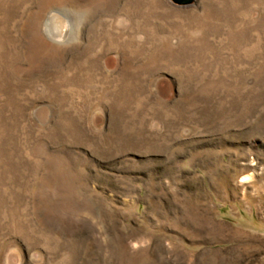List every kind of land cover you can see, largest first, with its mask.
I'll list each match as a JSON object with an SVG mask.
<instances>
[{"label":"rangeland","instance_id":"rangeland-1","mask_svg":"<svg viewBox=\"0 0 264 264\" xmlns=\"http://www.w3.org/2000/svg\"><path fill=\"white\" fill-rule=\"evenodd\" d=\"M150 1L0 0V264H264V0Z\"/></svg>","mask_w":264,"mask_h":264},{"label":"bare ground","instance_id":"bare-ground-1","mask_svg":"<svg viewBox=\"0 0 264 264\" xmlns=\"http://www.w3.org/2000/svg\"><path fill=\"white\" fill-rule=\"evenodd\" d=\"M148 1V0H147ZM139 2V1H138ZM162 2V1H161ZM164 2V1H163ZM60 3V2H59ZM132 3H133V1H132ZM150 3L151 4H153V5H158L159 4V0H151L150 1ZM149 3V4H150ZM46 5V4H45ZM127 5V4H126ZM133 5V4H132ZM132 5H130V6H132ZM136 5V4H135ZM135 7V6H134ZM133 7V8H134ZM147 7V6H146ZM149 7V6H148ZM160 7V6H159ZM162 8V7H161ZM127 9V8H126ZM148 9V8H147ZM158 9V8H157ZM143 10H145V9H143ZM161 10V9H160ZM172 10V9H171ZM154 11V10H153ZM56 12V11H55ZM131 12V11H130ZM135 12V11H134ZM148 12V11H147ZM133 13V12H132ZM160 13V12H159ZM134 14V13H133ZM151 14H152V12H151ZM167 14V13H166ZM172 15H173V12L171 13ZM140 15V14H139ZM138 15V16H139ZM153 16H154V14H152ZM171 15V16H172ZM144 16V15H143ZM60 17V16H59ZM131 17H133L132 15H131ZM134 17H135V15H134ZM141 17V16H140ZM148 17H150V16H148ZM61 18V17H60ZM142 18H144V17H142ZM138 19V18H137ZM151 21V20H150ZM178 21V20H177ZM143 22V21H142ZM147 22H149V20H147ZM185 22V21H184ZM148 24V23H147ZM54 25H56V31H58V32H60V38H61V35H63V33H64V31L66 30V27H65V24H63V23H61V20L60 19H58L57 17H54V13H52V14H48V18L46 19V30L50 33V34H52V35H54V32L53 31H51V29L53 30V28H54ZM144 25V24H143ZM177 25V24H176ZM179 25V24H178ZM154 29V28H153ZM57 33V32H56ZM152 34H153V32H152ZM150 35H151V33H150ZM155 36V35H154ZM39 38V37H38ZM152 39V38H151ZM39 41V40H38ZM155 51V50H154ZM188 52V51H187Z\"/></svg>","mask_w":264,"mask_h":264},{"label":"water","instance_id":"water-1","mask_svg":"<svg viewBox=\"0 0 264 264\" xmlns=\"http://www.w3.org/2000/svg\"><path fill=\"white\" fill-rule=\"evenodd\" d=\"M171 1L178 5H187L192 3L194 0H171Z\"/></svg>","mask_w":264,"mask_h":264}]
</instances>
